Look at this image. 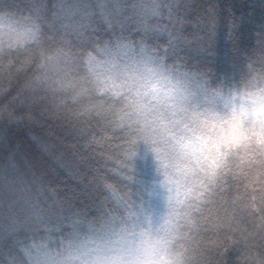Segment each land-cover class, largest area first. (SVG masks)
<instances>
[{
    "label": "clouds",
    "instance_id": "obj_1",
    "mask_svg": "<svg viewBox=\"0 0 264 264\" xmlns=\"http://www.w3.org/2000/svg\"><path fill=\"white\" fill-rule=\"evenodd\" d=\"M0 264H264V0H0Z\"/></svg>",
    "mask_w": 264,
    "mask_h": 264
}]
</instances>
